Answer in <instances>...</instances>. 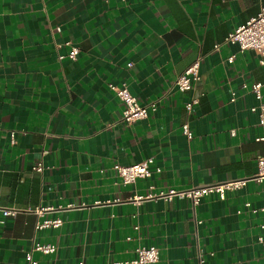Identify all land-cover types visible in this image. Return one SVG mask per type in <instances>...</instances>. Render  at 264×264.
Wrapping results in <instances>:
<instances>
[{
	"label": "crops",
	"instance_id": "0c3cea01",
	"mask_svg": "<svg viewBox=\"0 0 264 264\" xmlns=\"http://www.w3.org/2000/svg\"><path fill=\"white\" fill-rule=\"evenodd\" d=\"M262 9L264 0H0V206L22 211L0 225V264H26L35 242L57 247L35 253L40 264L125 261L138 246L158 248L156 264H264V214L253 212L264 207V180L195 208L178 198L130 202L151 187L257 173L259 101L241 86L264 82V66L226 38ZM198 58L202 80L178 92ZM108 84L157 111L122 122ZM149 158L152 176L125 186L114 167ZM43 219L62 225L37 232Z\"/></svg>",
	"mask_w": 264,
	"mask_h": 264
},
{
	"label": "built area",
	"instance_id": "2783aa9c",
	"mask_svg": "<svg viewBox=\"0 0 264 264\" xmlns=\"http://www.w3.org/2000/svg\"><path fill=\"white\" fill-rule=\"evenodd\" d=\"M126 1V0H122ZM226 43L237 45L239 51H253L259 57V64L264 66V9L261 12L247 21L245 24L238 26L232 31L226 38ZM215 49H219V45L215 46ZM78 49H72L69 58L76 59ZM235 55L231 56L228 60L230 63L234 62ZM202 80L200 74V59H196L182 75L178 77L175 82V88L180 93H189L195 89L198 83ZM108 87L124 104V111L122 114V122L131 124L136 121L147 119L150 113L157 111L158 103H152L150 105L139 104L136 97H134L127 87L123 85L118 87L113 84H108ZM243 91H249L259 101L257 107H253L251 110L258 113L259 122L258 125L261 128V134L256 138L257 142H264V82H253L252 84L244 83L241 86ZM235 98H232L234 101ZM199 103L197 97H193L191 101L185 104L186 110L193 112L194 106ZM183 134L192 139L193 135L189 125L186 123L182 126ZM231 135L235 137L237 132L231 130ZM153 159L149 158L143 162L129 165V166H115V170L118 176L121 178L122 183L125 186L134 185L138 179H148L152 176L153 171L151 165ZM257 173L251 177H244L241 179H233L219 183H213L210 185L191 187L187 189L169 188L167 190L154 191V187H151L149 192L145 195H137L130 199V202L139 205L144 201H158L163 200L171 202L174 199H187L191 202L192 206L197 207L201 201L209 196H216L220 200L224 201L229 192H234L243 188L249 181H256L261 183L264 180V154L257 157ZM35 171L41 172L44 167L42 163H39L33 168ZM156 172H161L160 168L156 169ZM246 206H249L247 204ZM53 208L39 209L37 215L42 216L46 211H51ZM22 211L16 208H6L0 206V225L4 224L7 218L16 217ZM254 213H263L264 207L254 209ZM62 225L60 219H43L39 220L36 224V231L42 230H57ZM264 228V224L262 225ZM139 227L136 226L135 230L138 231ZM128 237L127 240H131ZM258 242L262 246V252L264 255V235L258 237ZM57 247L54 244L46 243H33L31 249L25 254L26 264H40L38 260L34 258L35 253H41L44 255H52L56 252ZM134 257L125 261H112L107 264H156L159 262V250L158 248L142 247L138 246L134 249ZM78 264H85L84 261H80Z\"/></svg>",
	"mask_w": 264,
	"mask_h": 264
}]
</instances>
